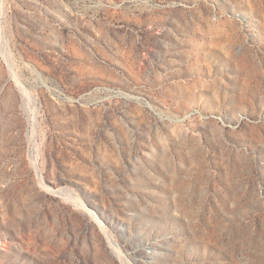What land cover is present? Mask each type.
Returning a JSON list of instances; mask_svg holds the SVG:
<instances>
[{
  "label": "rangeland",
  "instance_id": "rangeland-1",
  "mask_svg": "<svg viewBox=\"0 0 264 264\" xmlns=\"http://www.w3.org/2000/svg\"><path fill=\"white\" fill-rule=\"evenodd\" d=\"M0 264H264V0H0Z\"/></svg>",
  "mask_w": 264,
  "mask_h": 264
}]
</instances>
